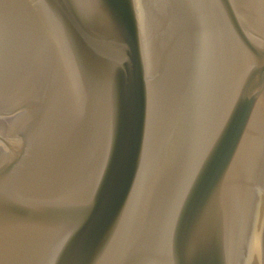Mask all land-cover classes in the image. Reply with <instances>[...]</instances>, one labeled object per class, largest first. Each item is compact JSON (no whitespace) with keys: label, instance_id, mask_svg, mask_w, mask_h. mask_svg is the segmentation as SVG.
<instances>
[{"label":"water","instance_id":"1","mask_svg":"<svg viewBox=\"0 0 264 264\" xmlns=\"http://www.w3.org/2000/svg\"><path fill=\"white\" fill-rule=\"evenodd\" d=\"M0 264H264V0H0Z\"/></svg>","mask_w":264,"mask_h":264}]
</instances>
